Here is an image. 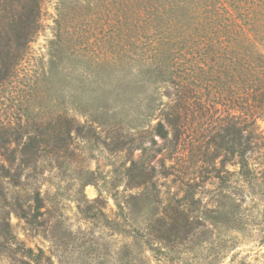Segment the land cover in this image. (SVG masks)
<instances>
[{
    "label": "rangeland",
    "instance_id": "obj_1",
    "mask_svg": "<svg viewBox=\"0 0 264 264\" xmlns=\"http://www.w3.org/2000/svg\"><path fill=\"white\" fill-rule=\"evenodd\" d=\"M119 13L42 0L39 31L0 82V264H35L22 247L42 264H264V120L243 178L215 145L242 113L144 74L146 41L120 45Z\"/></svg>",
    "mask_w": 264,
    "mask_h": 264
},
{
    "label": "trees",
    "instance_id": "obj_2",
    "mask_svg": "<svg viewBox=\"0 0 264 264\" xmlns=\"http://www.w3.org/2000/svg\"><path fill=\"white\" fill-rule=\"evenodd\" d=\"M41 1L0 0V82L39 31ZM101 1L118 4L122 47L146 41L147 52L139 59L144 74L165 73L171 82L181 77L185 88L208 89L218 103L242 113L240 121L236 114L225 120L215 145L234 155L242 177L250 178V154L261 137L257 121L264 120V0ZM87 12H81L79 24ZM66 21L57 34L58 40L65 35L64 42L70 41ZM10 240L19 245L13 236ZM17 251L42 264L40 252Z\"/></svg>",
    "mask_w": 264,
    "mask_h": 264
}]
</instances>
